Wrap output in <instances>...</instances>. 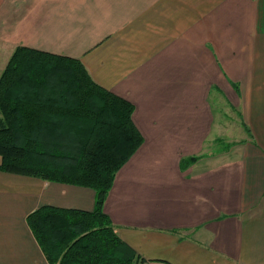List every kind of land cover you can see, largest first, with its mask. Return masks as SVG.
Instances as JSON below:
<instances>
[{"label":"crops","instance_id":"0c3cea01","mask_svg":"<svg viewBox=\"0 0 264 264\" xmlns=\"http://www.w3.org/2000/svg\"><path fill=\"white\" fill-rule=\"evenodd\" d=\"M19 46L134 105L144 142L104 205L123 242L155 264H264V0H0V77ZM44 206L93 212L96 191L0 171V264H50L28 224Z\"/></svg>","mask_w":264,"mask_h":264},{"label":"trees","instance_id":"16d2710c","mask_svg":"<svg viewBox=\"0 0 264 264\" xmlns=\"http://www.w3.org/2000/svg\"><path fill=\"white\" fill-rule=\"evenodd\" d=\"M134 110L79 59L27 46L10 58L0 77V171L96 191L93 212L44 206L28 216L50 264H155L104 213L118 172L144 142Z\"/></svg>","mask_w":264,"mask_h":264},{"label":"rangeland","instance_id":"374dc122","mask_svg":"<svg viewBox=\"0 0 264 264\" xmlns=\"http://www.w3.org/2000/svg\"><path fill=\"white\" fill-rule=\"evenodd\" d=\"M220 106H222V104H218L217 105V110H220ZM218 122V121H217ZM224 123V125L222 126L224 129H217L215 130V132L213 134H216L217 136L221 137V141H218L216 143V147H224L225 144L227 142H229V140L231 138H233V125H231L230 121H222ZM238 137V134L236 135Z\"/></svg>","mask_w":264,"mask_h":264}]
</instances>
